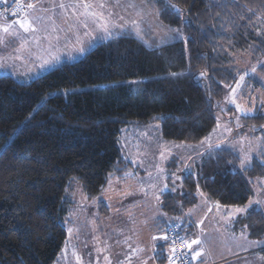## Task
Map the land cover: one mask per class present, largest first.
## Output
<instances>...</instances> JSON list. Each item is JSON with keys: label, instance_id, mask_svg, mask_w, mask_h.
Returning a JSON list of instances; mask_svg holds the SVG:
<instances>
[{"label": "trees", "instance_id": "16d2710c", "mask_svg": "<svg viewBox=\"0 0 264 264\" xmlns=\"http://www.w3.org/2000/svg\"><path fill=\"white\" fill-rule=\"evenodd\" d=\"M170 3L183 14L169 0L149 6L161 23L182 29L186 43L151 38L147 45L125 31L39 78L0 76V264H56L68 239L70 195L79 187L93 201L131 168L121 148L124 130L158 121L166 141H203L238 81V56L264 58V0ZM241 116V135H264L260 109ZM239 166L237 152L218 150L197 176L182 178V201L164 196V211L192 207L198 190L223 206L246 205L264 165L255 159L246 171ZM247 224L252 238L263 236V211L253 209ZM158 258L169 263L166 252Z\"/></svg>", "mask_w": 264, "mask_h": 264}, {"label": "rangeland", "instance_id": "374dc122", "mask_svg": "<svg viewBox=\"0 0 264 264\" xmlns=\"http://www.w3.org/2000/svg\"><path fill=\"white\" fill-rule=\"evenodd\" d=\"M214 1L222 2L224 0ZM60 2L61 0H28L27 4L32 3L35 5L33 9H28L26 7L25 12L11 19L0 18V26L11 24L13 25L12 30L19 33L17 37H9L0 29V37H4L5 40V43L0 44V63L4 65L0 67V76H12L17 79V81H30L39 78L66 62L75 63L83 59L96 46L119 37L121 35L120 33L125 31H131L138 39L144 41L147 45L151 44V38L157 40L160 44L185 42L184 38L186 37L180 28H178L182 32L180 38L173 39L170 38V36H166L165 33L169 26L161 23L153 8L149 6V11H152L153 14L144 16V19L140 22L139 31L129 25L127 27L114 29L113 35L111 36L93 32L91 37H82L83 47L85 48L83 53L77 51V46L75 44L64 46V42L61 41L58 47L48 49L52 54L60 57L59 63L52 67L41 69L39 66L41 60L37 59V57L47 58L48 55V51L44 50L47 48V41L42 39L45 33L43 31L25 33L23 29L19 28L18 24H15V21L23 19L25 15H28L29 18L40 16L43 17V24L38 25V27L42 28L44 26H49L55 22V24L60 27L67 28V24L63 22V18L68 17L69 23H71L74 14L70 7L66 10L55 7V5ZM73 2L74 0H63V3L66 5ZM92 2H96V0ZM129 2L130 0H120L119 6L114 7L116 0H107L109 8L114 13L119 14V10L122 11L121 15L125 18L124 22L138 19L136 16L137 9H126V5ZM134 2L138 7L143 6L140 0H134ZM35 38H41L39 47L36 45ZM24 40H27L28 43L25 44L24 47H21ZM237 60L238 81L236 85L229 90L227 103L226 101L223 103V112H220L217 116V127L207 138H209L214 145L220 144L219 148L221 149H233L237 152L239 157L240 152L238 149L241 147L245 151L251 149V165L255 159L264 163V140L261 138H252L249 136V133L241 135L242 132L240 130L244 124L241 115H252L258 109L264 113V58L255 57L251 54H243L239 55ZM253 67L256 68V72L251 71ZM245 73H247V75H245ZM241 75H245L243 81L239 80ZM138 82H140V80L124 81L122 83L133 84ZM238 83L240 85L239 87H237ZM233 89H235V91H233ZM228 104L234 107V113L228 111ZM237 105L240 107L237 108ZM233 145H235V148H233ZM121 148L126 161L139 167V170L148 173V176L141 178V180L139 179L140 181L134 178L133 181L123 183L124 186L121 187L116 182L118 176H111L112 178L110 177L108 189L93 201H88L81 189L79 187L76 188V191L74 190L73 194L69 197L71 200V207L67 218V243L56 264H103L104 258L110 255V251L111 254L115 251L112 248H108L110 242L113 243L117 241V243H120L122 239L135 242L136 237L134 233H131V230H127L126 226L116 224L120 216L124 214L123 211L125 207H127V205H117L118 201H125L124 196L128 194L126 189L128 188L127 191H129L132 187L134 192L141 193L142 189L146 186V189L154 193L158 191L159 187H163L165 183L168 184L170 189L172 187L171 180L166 178L172 173H176V175L181 178L190 175L188 171L179 170L183 168L185 161L191 165V174L197 176L199 173L198 166L202 164L205 155L212 154L219 149L213 148L206 150V143L202 145L201 142L189 144L166 141L163 138L162 125L160 122L158 123V121H154L149 125H144L139 128L130 127L124 130L121 136ZM198 152L201 154L197 155ZM189 157H191V159H189ZM239 170L243 171L240 166ZM149 173H151V176ZM259 182H264V178H256L252 181L251 187L253 195L250 199H260L264 201V192H260L259 195H257ZM152 184H156L157 188L151 187ZM176 184L177 187L175 191L171 192L165 190L163 192L161 198L162 206L164 196L166 197V195H178L179 193L177 196L179 197L178 200L182 201V198H184V190L180 186L182 185V179L176 181ZM119 193H121V195ZM246 205L223 206L217 201H213L211 198L207 197L205 193L199 192L198 202L192 209L191 216L194 217V220L191 224H193L196 229L195 233L200 235V237H198L199 240L202 237L203 246L210 248L213 246L214 242L227 245L228 247L220 251L222 257H226V260L228 259V255L231 254L232 256L242 255L250 262L252 259L258 258L256 256L259 254H263L264 234L261 237L253 238L254 241H250L246 234L251 236L250 228L247 224L249 213L253 209L262 210L264 213V203L259 205L254 204L246 213L235 212V208H243ZM101 206L104 208V213L101 212ZM131 208L133 209L134 207ZM106 211H108V213H105ZM187 211H189V209L185 212ZM170 216H173V223L165 226L164 235H167V228L169 226L176 224L180 225L185 219L182 216H180L181 219H176L177 217L175 216L177 215L174 214ZM149 219L150 222L152 219H155L154 211H150ZM200 220H203V224L196 223ZM134 226L135 225L130 227L134 229ZM120 228H123V230L121 231ZM164 241L168 246V240ZM252 249L258 250L250 254L249 251ZM191 256L193 255L191 254ZM262 256L264 257V255ZM233 264H237V262L234 261Z\"/></svg>", "mask_w": 264, "mask_h": 264}, {"label": "snow or ice", "instance_id": "6c2138e0", "mask_svg": "<svg viewBox=\"0 0 264 264\" xmlns=\"http://www.w3.org/2000/svg\"><path fill=\"white\" fill-rule=\"evenodd\" d=\"M4 2H7V0H4ZM142 7H138V5L134 2V0H130V2L126 5L127 8H133L137 9L136 16L138 19H132L130 21L124 22L125 18L123 15H119L118 13H114L107 3V0H96V2H92V0H74L73 3L66 5L63 3V0H61L60 3L56 4L55 7H58L60 9L66 10L67 8H71L74 14V17L72 18V22L69 23V18L64 17L63 22L67 24V28H62L59 25L55 24L53 22L52 25L44 26V27H38V25L43 24V17L35 16L32 18H29L28 15H25L23 19H19L15 21V24H18L20 29H23L25 33H35L38 31H43L45 35L42 37V39L47 41V48L44 49L45 51H48V49H52L55 47H58L61 44V41L64 42V46H68L69 44H75L77 46V51L83 53L85 51V48L83 47V36L91 37L93 32L101 33L105 36H111L113 35V30L116 28L121 27H127L131 25L132 28H135L137 31H139V25L140 22L144 19V16L152 15L153 12L149 11V3L150 0H140ZM120 0H116L115 6H119ZM170 8L174 9L176 15H182L183 10L179 7L172 5L169 0ZM35 7L34 4L28 3L27 8L33 9ZM17 8H23V5L17 4ZM82 9V10H81ZM125 9V10H126ZM12 15H16V13L13 11ZM158 18V13H156ZM124 22V23H120ZM161 27H166L163 25H158ZM0 29H2L3 33L6 36L9 37H17L19 33L13 29V25L9 24L7 26H0ZM50 29V30H49ZM82 30V31H81ZM166 36H170V38L176 39L180 38L182 36V32L178 28H167V31L165 33ZM185 39V43L187 42V38ZM36 45L39 47L41 44V38H35ZM5 43L4 37H0V44ZM28 41L24 40L23 44H21V47H24L25 44H27ZM37 59L41 60L40 68L44 69L46 67H52L59 63L60 57L58 55L52 54V52L48 51L47 58L37 57ZM3 63H0V67H3ZM252 72H256V68L253 67L251 69ZM175 75V74H174ZM199 75L204 76L206 75L205 72H201ZM247 75V73H245ZM245 75H241L239 77L240 81H243L245 78ZM239 83L237 84V87H239ZM235 91V89H233ZM240 106L237 105V108ZM230 131V130H229ZM206 143V150H210L213 148H219L220 144H213L209 138H205L204 141H201V144L204 145ZM239 143V142H237ZM233 148H235V145H233ZM240 152V168L242 170H247L251 167V149L248 151H245L242 147L238 149ZM201 153H197V155H200ZM191 159V157H189ZM182 171H188L189 174H191V165H189L186 161L184 162L183 168L179 169ZM151 176V173H149ZM166 179H170L172 183V187L169 189L168 184H163V187H159L158 192H154V197L156 201L160 202V193H163L165 190L169 191H175L177 184L176 181L181 180L182 178L176 173H172L169 177ZM182 187V185H180ZM151 187L157 188L156 184H152ZM260 192H264V182L258 183V192L257 195H259ZM264 203V201L260 199H249L248 204L243 207H237L235 208V212L237 213H246L249 208H251L254 204L259 205ZM185 215L191 216L192 210H189ZM176 219H181L180 217H177ZM192 221H189L191 223ZM198 224H203V220L197 221ZM164 240H168L169 237L167 235H164L161 237ZM157 237L153 236V240H156ZM177 240H179L180 243L184 244L189 250L192 249V246L194 244H199V239H192L189 241L188 239L184 237H179L178 235L171 240V245L169 248V255L167 257L169 264H176L177 257ZM201 255V251H196L193 259L199 257ZM122 264V262H121ZM143 264H147V261H144Z\"/></svg>", "mask_w": 264, "mask_h": 264}, {"label": "crops", "instance_id": "0c3cea01", "mask_svg": "<svg viewBox=\"0 0 264 264\" xmlns=\"http://www.w3.org/2000/svg\"><path fill=\"white\" fill-rule=\"evenodd\" d=\"M243 115L248 116L246 114H243ZM242 127L240 129L241 132L242 130H244ZM247 133H249V136L252 138H255V139L261 138L264 140V135H260L257 137L256 135H253L249 131H247ZM218 150H221V148L217 149L214 153H216ZM228 150H233V149H228ZM212 154L205 155V158L209 157ZM263 162H264V158H263ZM130 164L132 165L131 168L125 171L123 174L119 175L118 179L116 180V182L118 183L120 187L124 186L123 183H127L128 181H133L134 178L136 180H139V179L141 180V178L148 176V173H146L145 171L139 170L140 168L136 167V165H133L132 163ZM262 164L264 165V163ZM108 187L106 189H108ZM127 190L128 188L126 189V192H128V194L124 196L125 201L121 200V201H118L117 203L118 206L127 205V207H125V210L123 211L124 214L120 216L116 224L126 226L127 230H131V233L135 234L136 239H135V242L126 241L127 239H124V240L120 239L121 240L120 243H117V241H114L113 243L110 242L108 248L110 249L112 248L115 251L112 252L113 254H111V251H110V255H107L108 258L107 257L104 258L103 264H121V262L122 264H143L144 261H147V264H161L158 261L160 258V257L158 258L159 253L163 254V252H166V255L168 257L169 255L168 250L170 248L169 246H167L166 242L161 237H163L164 235L165 226L173 223V216H170L169 214H167L163 209L162 202H161L163 193L159 194L160 202L158 203L154 197V193H151L149 189H146V186L145 188L142 189L141 193L134 192L132 187L129 191ZM199 192H203V191L198 190V192L196 193L197 202H198ZM119 194L121 195V193ZM205 195L209 197L206 193ZM195 205L190 207L191 209L190 208L188 209L192 210ZM131 207H134V208L132 209ZM186 210L182 211L180 214H178L175 217L182 216L185 218L184 222L180 225L183 227L184 237L186 239H188L189 241H191L192 239H199L198 237H200V235L195 233L196 229L194 225L191 224L193 223L194 217L185 215L188 212V211L185 212ZM150 211H154V214H155V219L154 220L152 219L151 222L149 219ZM190 220H192L191 223H189ZM133 225H135L134 229L130 227ZM120 230L122 231L123 228H120ZM246 235L250 241H254V239L250 235L248 234ZM153 236L157 237V239L153 240ZM226 247L228 246L214 242L213 246H211L210 248H207L203 246V239L201 237L200 243L194 244L192 246V249L191 250L188 249V250L193 256L196 251H201V255L195 258L198 264H227V263L233 264L234 261H236L237 264H264V260H263L264 257L262 256L263 254L261 255L259 254L258 256H256L258 258L252 259L250 262H248L246 257L242 255L232 256L231 254L228 255V259L226 260V257L224 256L222 257V253L220 252V251H223ZM255 250H258V249H252L251 251H249V253L251 254L252 252H255ZM162 264H169V263L164 262Z\"/></svg>", "mask_w": 264, "mask_h": 264}, {"label": "built area", "instance_id": "2783aa9c", "mask_svg": "<svg viewBox=\"0 0 264 264\" xmlns=\"http://www.w3.org/2000/svg\"><path fill=\"white\" fill-rule=\"evenodd\" d=\"M17 4L23 5V8H17ZM25 1L24 0H0V17H16L19 16L25 10ZM15 12L16 15H12V12ZM184 237L183 229L177 225H171L167 228L168 246L171 245V240L176 236ZM185 238V237H184ZM177 257L176 264H198L196 259H193L188 248L177 240Z\"/></svg>", "mask_w": 264, "mask_h": 264}, {"label": "bare ground", "instance_id": "6f19581e", "mask_svg": "<svg viewBox=\"0 0 264 264\" xmlns=\"http://www.w3.org/2000/svg\"><path fill=\"white\" fill-rule=\"evenodd\" d=\"M177 226H180L181 227V229H182V226L181 225H178V224H176Z\"/></svg>", "mask_w": 264, "mask_h": 264}]
</instances>
